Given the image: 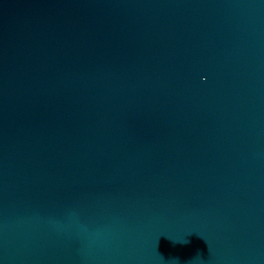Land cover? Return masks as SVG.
I'll use <instances>...</instances> for the list:
<instances>
[{
	"label": "water",
	"instance_id": "95a60500",
	"mask_svg": "<svg viewBox=\"0 0 264 264\" xmlns=\"http://www.w3.org/2000/svg\"><path fill=\"white\" fill-rule=\"evenodd\" d=\"M0 264H264V0H0Z\"/></svg>",
	"mask_w": 264,
	"mask_h": 264
}]
</instances>
